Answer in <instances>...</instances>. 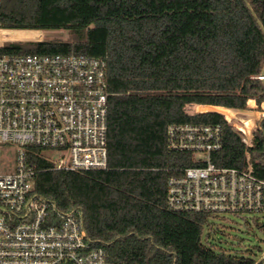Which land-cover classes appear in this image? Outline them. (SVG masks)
<instances>
[{
	"label": "trees",
	"instance_id": "1",
	"mask_svg": "<svg viewBox=\"0 0 264 264\" xmlns=\"http://www.w3.org/2000/svg\"><path fill=\"white\" fill-rule=\"evenodd\" d=\"M262 28L264 0H1L0 29L71 34L69 41H14L2 51L81 53L107 64L110 169H52L43 149L29 146L38 193L61 211L80 209L92 245L118 264H257L253 254L203 242L208 214L168 208V179L196 162L168 147L167 129L221 125L213 162L246 166L244 134L202 107L264 104ZM248 150L264 178V123Z\"/></svg>",
	"mask_w": 264,
	"mask_h": 264
},
{
	"label": "built area",
	"instance_id": "2",
	"mask_svg": "<svg viewBox=\"0 0 264 264\" xmlns=\"http://www.w3.org/2000/svg\"><path fill=\"white\" fill-rule=\"evenodd\" d=\"M14 41L0 39V150L17 147L0 168V264H118L92 245L80 209L61 211L38 193L27 152L29 146L42 148L43 155L57 152V159L44 155L56 170L110 169L107 64L81 53L2 51ZM236 128L245 136L243 168L213 162L223 147L221 125L168 127V147L191 152L196 162L168 179L170 210L252 222L264 215V178L255 173L248 150L253 135ZM250 257L264 264V251Z\"/></svg>",
	"mask_w": 264,
	"mask_h": 264
},
{
	"label": "rangeland",
	"instance_id": "3",
	"mask_svg": "<svg viewBox=\"0 0 264 264\" xmlns=\"http://www.w3.org/2000/svg\"><path fill=\"white\" fill-rule=\"evenodd\" d=\"M5 37L12 41H41L51 39H60L63 41L71 40V34L68 30L0 31V39ZM240 103L243 105V108L236 109L235 111L239 113L241 117H235V119L232 120L231 125L235 128L240 126L244 129L245 124H237V122H239L241 118L251 117L254 126L250 128L251 132L248 131L247 133L248 135H250V133L254 135V131L264 123V120H262L264 117V104L261 106L257 105L256 108L252 109L247 106V102L241 101ZM205 109L207 108L202 107V111H206ZM256 111L259 112L258 115L255 113ZM236 129L239 130V128ZM16 148V146H9L6 149L7 153H3V151L0 150V168L4 167L6 162L13 160ZM44 155L57 159L59 154L54 151H47ZM256 219L257 221L252 222L251 219L248 218L240 219L229 216L211 217L209 223L204 229L203 242L208 246H212L215 250L225 251L228 254L239 256H248L249 254L257 255L258 251L255 252L257 247H260L261 251H264V229L262 227L264 224V215H257Z\"/></svg>",
	"mask_w": 264,
	"mask_h": 264
},
{
	"label": "bare ground",
	"instance_id": "4",
	"mask_svg": "<svg viewBox=\"0 0 264 264\" xmlns=\"http://www.w3.org/2000/svg\"><path fill=\"white\" fill-rule=\"evenodd\" d=\"M0 31H9V30H5V29H0ZM208 110H211V111H217L219 113H221L223 116H225L226 119H233L235 117H241L239 113H237L235 110L233 109H228V108H225V107H221V106H207L206 107ZM257 115L259 114V112H255ZM256 115V117H257ZM242 120V121H241ZM241 120H239V122H237V124H240V123H244L245 124V131H250V128L252 126H254V123H253V120L252 118H248V117H244V118H241ZM241 121V122H240ZM256 121V120H255ZM240 127V126H239ZM251 132V131H250Z\"/></svg>",
	"mask_w": 264,
	"mask_h": 264
},
{
	"label": "water",
	"instance_id": "5",
	"mask_svg": "<svg viewBox=\"0 0 264 264\" xmlns=\"http://www.w3.org/2000/svg\"><path fill=\"white\" fill-rule=\"evenodd\" d=\"M260 26L262 27L261 23H260ZM262 30L264 31V28H262ZM260 78L264 81V72ZM262 120H264V117L262 118ZM257 264H259V262Z\"/></svg>",
	"mask_w": 264,
	"mask_h": 264
},
{
	"label": "crops",
	"instance_id": "6",
	"mask_svg": "<svg viewBox=\"0 0 264 264\" xmlns=\"http://www.w3.org/2000/svg\"><path fill=\"white\" fill-rule=\"evenodd\" d=\"M256 102V101H255ZM206 112H213V111H206Z\"/></svg>",
	"mask_w": 264,
	"mask_h": 264
}]
</instances>
